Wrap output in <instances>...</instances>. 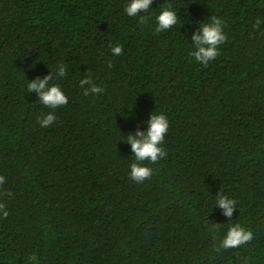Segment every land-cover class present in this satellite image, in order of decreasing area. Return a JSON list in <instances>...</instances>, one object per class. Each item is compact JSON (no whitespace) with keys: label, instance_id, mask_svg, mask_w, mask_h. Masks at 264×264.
Segmentation results:
<instances>
[{"label":"trees","instance_id":"1","mask_svg":"<svg viewBox=\"0 0 264 264\" xmlns=\"http://www.w3.org/2000/svg\"><path fill=\"white\" fill-rule=\"evenodd\" d=\"M124 3L0 0V264H264V0H153L179 17L160 33ZM213 16L226 39L205 66L191 37ZM58 62L68 74L49 83L69 99L42 128L50 109L26 81ZM88 73L103 93L83 94ZM154 110L167 156L137 183L123 139ZM232 223L253 239L224 249Z\"/></svg>","mask_w":264,"mask_h":264},{"label":"clouds","instance_id":"2","mask_svg":"<svg viewBox=\"0 0 264 264\" xmlns=\"http://www.w3.org/2000/svg\"><path fill=\"white\" fill-rule=\"evenodd\" d=\"M153 0H125L123 12L128 17L138 19L140 25L148 24L149 28L154 27L156 33L166 32L179 22L177 11L171 4H165L154 13L149 12ZM144 14L141 15L140 13ZM155 15L154 25L149 23ZM224 21L218 17H211L208 21H203L200 28L192 35L191 50L189 55L195 62L205 66L219 55L218 46L223 44L226 39L224 32ZM123 45L115 43L110 45V51L113 56L120 55ZM68 66L63 62H58L50 75L44 78L37 77L26 81V89L29 93L33 90L38 93V101L46 106L50 111L37 116V123L42 128H50L57 120L55 109L68 103V96L60 83H49L52 74H55L58 81L65 77ZM79 87L85 96L89 94H100L104 88L93 80L91 73L85 75L83 80L79 81ZM146 129L137 130L123 139L131 145L133 161L129 164V178L137 183H142L149 179L153 174V168L149 165L167 156L163 147V141L169 130L170 122L168 116L163 111H152L149 119L146 121ZM148 163L145 164L144 162ZM5 182V178L0 176V185ZM236 200L230 196L218 193L216 195L215 205L223 210V215L231 218L236 209ZM5 206L0 203V211L4 216L8 212L4 210ZM253 239V233L242 223L229 224L226 233L220 241V247L224 249L236 248Z\"/></svg>","mask_w":264,"mask_h":264}]
</instances>
